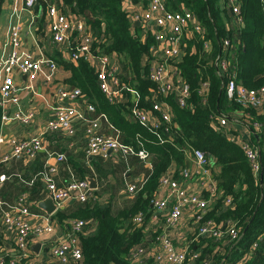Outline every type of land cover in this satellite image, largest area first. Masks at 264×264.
I'll return each mask as SVG.
<instances>
[{
	"label": "trees",
	"instance_id": "obj_1",
	"mask_svg": "<svg viewBox=\"0 0 264 264\" xmlns=\"http://www.w3.org/2000/svg\"><path fill=\"white\" fill-rule=\"evenodd\" d=\"M166 2L172 10L193 11L203 27L191 37L185 36L183 55L170 60L175 82L180 77L188 85L184 105L179 103L176 91L164 93L149 78L150 64L145 56L155 45V37L132 24L123 0H38L43 16L50 4H56L62 11L69 8L73 14L84 17L100 40L94 45L96 50L120 57L123 71L119 76L125 98L121 101L110 100L102 91L97 71L89 61L81 58L77 64L63 62V65L71 71V84L81 88L96 112L104 114L119 130L122 141L154 158L153 170L136 193L131 208L113 215L108 206L102 207L94 200L97 194L92 193L72 214V219L97 220L95 233L80 234L83 258L77 264H134L132 251L146 241V223L153 214V200L160 192L162 176L174 168L173 177H183L195 150L204 153L206 168L216 186L214 195L207 189L203 191L202 196L210 199V204L201 222L215 220L223 235L191 237L190 246L200 254L194 264H264V105L261 109L245 108L248 127L254 132L257 124L262 127L258 132L260 138L252 140L259 148L261 166L260 172L255 173L242 144L230 138L231 130L220 123V115L229 108L225 103L231 100L233 108L243 106L228 98L225 89L229 73L217 65L220 59H225L239 85L254 89L264 86V0H240L242 21L238 41L228 29L229 13H233L229 0ZM226 38L231 41L227 48ZM209 43L213 46L212 57L206 51ZM204 82L208 85L201 93ZM126 87L135 89L139 95L133 98ZM154 100L166 104L173 119L157 129L131 116L133 107L151 110ZM2 117L0 106V132ZM166 126L170 127L168 131ZM81 171L85 178V170ZM228 198L231 204L227 203ZM139 213L144 215L142 225L134 222ZM57 214L60 218L65 216L61 211ZM229 228L238 231L237 238L229 234Z\"/></svg>",
	"mask_w": 264,
	"mask_h": 264
},
{
	"label": "built area",
	"instance_id": "obj_2",
	"mask_svg": "<svg viewBox=\"0 0 264 264\" xmlns=\"http://www.w3.org/2000/svg\"><path fill=\"white\" fill-rule=\"evenodd\" d=\"M14 1L16 6L11 15L8 35L3 41L0 53V104L2 106H6L9 101H19V97L16 95L19 87L16 85L14 77L16 71L27 75L29 78L28 87L33 89L34 82L39 75H43L46 80H51L53 73L58 67L53 59L45 56L35 58L31 52L22 48V26L20 21L15 20L19 13L17 4L21 3L23 9L32 12L35 9V5L38 4V0ZM137 2L141 6V9L130 15L131 21H139L143 32L153 34L156 43L161 42L163 37H165L162 56L154 66H150L149 78L157 82L164 93L176 91L179 103L184 105L189 95L188 85L184 84L179 87L174 81L175 75H173L174 72L170 60L183 55L186 32H199L203 27L193 11L188 9L172 10L168 7L166 0H137ZM229 6L237 21L241 23L240 0H229ZM43 17L55 44L61 45L66 41L70 42L68 47L69 57L73 62H78L81 58H84L93 63L98 74L100 88L109 99L114 100L121 96V81L117 73L119 65L115 64V57L98 52L95 49V43L100 40L97 39V36L87 24L85 18L69 13L66 10L62 11L56 4H50ZM150 24L157 26V30L148 29ZM224 44L226 48L231 46L229 38L225 39ZM217 65H219L220 69L229 73V81L225 89L228 98L242 105L261 109L264 105V86L254 89L239 85L234 78V71L233 73L229 71V63L225 59H220ZM207 85L208 83H203L200 90L201 93L205 92ZM126 89L134 97L139 95L133 88L126 87ZM82 98L81 88L60 87L56 93V104L52 106L53 117L48 120L45 132L28 138H10L9 142L12 145V150L9 153L1 155L0 163L10 162L14 158H35L44 148L45 133L63 131L67 135H73L75 131L74 120L84 117V114L77 105L78 101ZM152 106L151 110L133 107L132 118L144 124H152L156 129L163 123L170 124L172 122V114L167 105L165 106L159 101L154 100ZM87 108L90 111L96 110L93 104H87ZM156 112L159 116H157ZM155 114L158 117L157 121L152 120ZM16 119L24 124H28L34 119V113H18ZM219 119L222 126L226 127L227 130L230 129V121L227 114L222 113ZM167 126L165 127V131L170 129ZM257 127L261 129L260 124H257ZM86 133V151L90 157L95 154L106 155L110 151H117L125 157L136 155L142 160H145L149 156L147 151L143 149L135 151L132 146L125 144L116 127L115 131L111 134L101 133L100 123L97 119L90 120ZM0 141H3V139L0 138ZM236 141L242 144L253 171L259 173L261 166L258 146L253 141L239 139ZM64 157V154L57 155L58 160H63ZM191 158L194 160L195 165L192 170L185 169L183 177L199 179L204 185V190L207 189L211 195H214L216 193V186L210 179L204 153L201 150H195ZM55 171V166H51L48 170L39 172L36 177L45 181L49 196L53 198L58 208L71 200H78L83 203L89 200L94 188L90 186L88 179H72L64 185H59L52 177V173ZM9 178L8 175L1 174L0 183ZM161 181L166 196L164 198L156 197L153 200V213L156 215L164 211L171 202L170 210L165 216L166 228L168 227L174 231L178 230L182 224L185 210H189L191 211L193 221L197 224L196 235L192 236L193 239L206 235L220 238L223 235V229L218 227L215 220L208 219L201 222L209 208L210 199L208 200L201 194L192 192L181 184L179 178H174L170 173L162 176ZM144 182L131 184L128 190L136 194ZM227 203L231 204V198L227 199ZM51 216L47 213H39L32 210V202L27 191L21 193L11 205H8V209L3 211L4 230L12 235L19 251V257L4 258L0 256V264H22L21 259L27 257L30 253L32 240L53 230ZM134 222L137 225H142L144 215L139 213L135 216ZM67 223H69L70 232H68L64 239H59L52 244L50 247L51 255L61 264H77L83 258L81 242H78L79 233L84 230L88 221L84 219H71ZM228 232L233 238L238 237V231L234 228H229ZM161 243L162 250L155 255L158 259L165 258L166 264H194L200 257L196 249H193L190 245L184 250L177 249L172 238L168 235L162 236ZM143 251V247L134 248L132 251L133 260L142 254Z\"/></svg>",
	"mask_w": 264,
	"mask_h": 264
},
{
	"label": "crops",
	"instance_id": "obj_3",
	"mask_svg": "<svg viewBox=\"0 0 264 264\" xmlns=\"http://www.w3.org/2000/svg\"><path fill=\"white\" fill-rule=\"evenodd\" d=\"M123 5L130 15L141 9L137 0H123ZM15 6L16 3L14 0H0V53L3 41L8 35V28L11 22L10 18ZM17 6L19 13L15 20L20 21L22 26V48L31 52L35 58L45 56L53 59L58 67L53 73L51 80H46L43 75H39L34 82L33 89L28 87L29 78L26 74L20 71L14 73L16 85L19 87V91L16 93L19 101H9L6 106L0 104L3 110L0 132V138L3 141H0V157L12 150V145L9 142L10 138H28L45 132L48 120L53 117L52 106L56 104V93L58 89L60 87H75L69 81L71 71L63 65V62H73L69 57L68 47L70 42L66 41L61 45L53 42L51 32H49L46 26L44 17L42 20L44 14L42 7L39 6V10L33 9L32 12H29L23 9L21 3L17 4ZM66 11L72 13L69 8ZM229 17L228 29L230 28L233 31V39L238 41L240 39L239 26L241 23L237 21L236 16L231 12L229 13ZM148 29L157 30V26L150 24ZM192 34V31L186 32V36L188 37H191ZM164 42L165 37H163L161 42H157L155 47L152 46L151 52L145 56L146 62L151 67L161 58ZM206 46L208 56L212 57L213 46L210 43ZM113 57L116 60L115 64L119 65L117 73L120 75L123 71L120 64V57L118 55H113ZM176 59H180V57ZM74 63L77 64L76 62ZM91 65L93 66V63ZM176 80L179 87L185 84L180 77H177ZM132 97L134 98V96ZM118 99L120 101L125 100L123 95L119 96ZM87 104L91 103L84 96L77 103L84 117L74 120L75 131L73 135H67L63 131L45 133L44 148L35 158H14L10 162L0 163V175L6 174L10 177L8 180L0 183L1 257H19V251L12 235L4 230L3 211L8 209V205H11L21 193L27 191L32 202V210L39 213H46L40 207L36 206L40 200H43L49 195L45 181L36 177L39 172L55 166L56 171L52 173V177L59 185H64L72 179H82L83 173L81 169L83 171L85 170V174L87 175L85 178L93 177L97 182V188L93 190V193L97 194L94 200L102 207L108 206L113 215H118L122 210L129 209L133 206L136 194L128 190L129 185L143 183L150 176L153 170L154 160L150 154L145 160L140 159L136 155L125 157L117 151H110L106 155L95 154L91 157L87 155L86 129L90 120H98L100 123V132L103 134H111L115 131V127L108 121L104 114H99L96 110H88ZM162 104L166 106V104ZM225 106L229 107L225 110V114L230 117V130L232 132L230 138L251 142L253 138H256L255 134L259 135L258 132L262 131V127L261 129L257 127L256 132H254L246 123L245 108L248 106L242 105L243 107L241 108H233L231 100L225 103ZM31 112L34 113V119L28 124H24L16 119L18 113L29 114ZM152 120H158L156 114L152 117ZM58 154H64V159L58 160ZM191 157L188 161L189 164H187V168L190 170L195 165ZM174 170L172 168L168 173L173 175ZM210 179L214 180L212 174H210ZM179 180L183 186L192 192L203 194L204 185L199 179L181 177ZM165 193L162 184H160V192L156 197L164 198L166 196ZM83 204L81 201L71 200L57 208L53 214H50L52 215L53 230L44 233L40 237H35L32 240L29 250L30 253L27 257L21 259V263L61 264L52 257L50 247L57 240L64 239L67 236L68 232H70L69 223L67 222L74 218L72 214L83 206ZM170 206L171 202L164 211L156 215L153 213L148 219L145 228L147 237L142 246L144 251L135 258L134 264H166L165 258L158 259L155 255L162 250L161 240L164 235L170 236L179 250H184L191 244V237L197 229V224L193 221L191 211L185 210L182 224L178 230L174 231L168 227L166 228L165 224V216L169 212ZM59 211L65 215L63 218L58 216L57 213ZM87 221L88 223L81 233L92 235L97 229V220L91 219ZM81 233H79L78 237L79 243L81 242ZM37 244H40V246H37Z\"/></svg>",
	"mask_w": 264,
	"mask_h": 264
},
{
	"label": "water",
	"instance_id": "obj_4",
	"mask_svg": "<svg viewBox=\"0 0 264 264\" xmlns=\"http://www.w3.org/2000/svg\"><path fill=\"white\" fill-rule=\"evenodd\" d=\"M175 1L177 2V0H175ZM34 8L36 10H38L39 9V5L36 4ZM132 24L135 25V26H140V22L139 21L132 22ZM97 34H98V32H97ZM255 137H256V139H258L259 135L255 134ZM187 164H189V162H187ZM87 179L90 182V186L92 188H97V182H96L95 178L88 177ZM36 206L40 207L42 210H44L48 214H53L58 208V206L54 202L53 198L51 196H49V195L46 198H44L43 200H40L36 204ZM37 246H40V244H37Z\"/></svg>",
	"mask_w": 264,
	"mask_h": 264
}]
</instances>
